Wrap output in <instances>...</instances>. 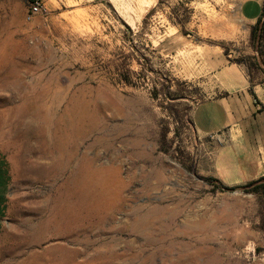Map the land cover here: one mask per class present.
I'll list each match as a JSON object with an SVG mask.
<instances>
[{
  "label": "rangeland",
  "instance_id": "rangeland-1",
  "mask_svg": "<svg viewBox=\"0 0 264 264\" xmlns=\"http://www.w3.org/2000/svg\"><path fill=\"white\" fill-rule=\"evenodd\" d=\"M30 3L0 0V264H264V181L212 176L187 74L221 55L264 81V16L253 42L227 0Z\"/></svg>",
  "mask_w": 264,
  "mask_h": 264
},
{
  "label": "crops",
  "instance_id": "crops-1",
  "mask_svg": "<svg viewBox=\"0 0 264 264\" xmlns=\"http://www.w3.org/2000/svg\"><path fill=\"white\" fill-rule=\"evenodd\" d=\"M227 1L237 9L248 38L262 16L264 0ZM187 74L205 78L213 94L191 112L196 135L218 143L212 176L227 187L264 177V81L253 80L243 67L221 55L200 61Z\"/></svg>",
  "mask_w": 264,
  "mask_h": 264
},
{
  "label": "bare ground",
  "instance_id": "bare-ground-1",
  "mask_svg": "<svg viewBox=\"0 0 264 264\" xmlns=\"http://www.w3.org/2000/svg\"><path fill=\"white\" fill-rule=\"evenodd\" d=\"M22 124L25 127H28V125L24 121H22ZM77 133L79 134V132H77ZM60 144L62 146V140H60ZM61 149H62V147H61ZM75 150H73V151L75 152ZM65 162L66 161H65L64 158L61 157V159H59V163H58V166H57V169L59 171H62V168H64L65 166H67V164ZM78 175H80V177L77 180V190H78V195H79V197H77V198L80 199V200H82V201H86L88 199V197L91 195V192L93 193V190L95 188L94 183L96 182V178H95V175L96 174L90 172V170L87 169L86 171H84V172H82V173H80Z\"/></svg>",
  "mask_w": 264,
  "mask_h": 264
},
{
  "label": "trees",
  "instance_id": "trees-1",
  "mask_svg": "<svg viewBox=\"0 0 264 264\" xmlns=\"http://www.w3.org/2000/svg\"><path fill=\"white\" fill-rule=\"evenodd\" d=\"M263 16H264V9H263V13H262L261 18L259 19V21L257 22V24L252 29L251 39H252L253 42H255V39L257 37V32L258 31H261V29L263 28L262 27L263 26L262 25ZM259 37H262V35L259 36ZM1 165L2 166H5L6 164H5V162H3ZM216 181L218 182V180H216ZM262 181H264V177L260 178L259 180L255 181V182H252V183H249L247 185H244V186H238V187H227V186H224V185H222V186H223V188L225 190L234 191V190H237V189H247L248 187H251L254 184H256L258 182H262ZM0 186L5 187L6 186V183L5 182H0ZM1 202H2V200L0 199V204H1Z\"/></svg>",
  "mask_w": 264,
  "mask_h": 264
},
{
  "label": "built area",
  "instance_id": "built-area-1",
  "mask_svg": "<svg viewBox=\"0 0 264 264\" xmlns=\"http://www.w3.org/2000/svg\"><path fill=\"white\" fill-rule=\"evenodd\" d=\"M45 9L44 0H31L27 19L30 21Z\"/></svg>",
  "mask_w": 264,
  "mask_h": 264
}]
</instances>
